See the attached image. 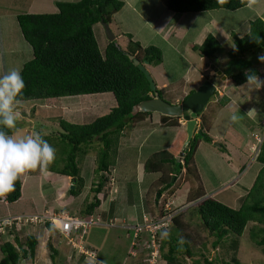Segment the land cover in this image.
Returning <instances> with one entry per match:
<instances>
[{
    "label": "rangeland",
    "instance_id": "obj_1",
    "mask_svg": "<svg viewBox=\"0 0 264 264\" xmlns=\"http://www.w3.org/2000/svg\"><path fill=\"white\" fill-rule=\"evenodd\" d=\"M124 1L125 6L118 14V21H113L109 25L117 36V42L125 50L129 48L130 38L129 33L124 34V32H130L133 35V40L141 42L144 46L155 45L162 50L163 63L161 65L145 66L153 76L157 88H163L164 83H167L168 86L184 78L188 79L187 82L185 80L183 89V95H185L186 92H190L195 87L196 82L198 86H202L206 82L200 78V71L210 61H212V65L216 64L223 68L228 76L232 74L233 70L239 71L242 67H256L261 72V75L257 77L264 85V61L260 60V56H264V50H258L252 56L249 54L248 58L231 59L230 55L235 47L232 33L235 32L237 35L243 36L249 31V21L257 17L264 19V0H254L251 7L246 6L235 11L221 9L185 14L170 11L167 8L166 0ZM30 4H32L31 8H29ZM20 8L25 9L22 11ZM57 10L55 0H0L1 75L6 74L11 69H18L22 66L21 64L31 59L32 54L26 42H24V48L18 49L17 45L23 44L21 32L19 40H11L14 35L13 30L19 27L12 15L19 12L54 13ZM94 32L100 49L104 52L109 42L104 25L96 24ZM208 34H212L221 43L222 48L219 50L218 58H202L201 53L194 49L193 45H201ZM12 57L15 60L12 61ZM187 68H189V72H186ZM226 75L217 74V78L214 80L219 83L220 87L205 108V110L215 108L216 112L219 110L209 130L213 141L201 142L202 144L196 154V163L199 166L209 196L235 208L241 203L247 188L252 186L261 168L256 160L258 156L256 154L264 139V86H260L256 82L251 84L247 82L241 86H235L225 78ZM183 95L178 96L176 102H180ZM114 106H116V101L112 93L67 96L47 99L43 102H18L15 108L20 113V118L15 127L14 136L22 138L29 134H50L60 127L58 122L60 118L69 122L90 123L98 116L109 113ZM212 115L214 116L215 112ZM233 116L236 117L235 121L232 119ZM153 118L159 120L160 115L155 114ZM198 121L199 128L200 117H198ZM179 122L182 125L179 128V135L185 136L181 145L183 148L187 137L186 120L180 117ZM122 134L118 147L114 148L118 149L116 168L111 169L108 176L109 181L104 191L98 195L102 203H119L122 201L125 203L128 189L132 191L133 203H139L140 192L144 191L142 196L145 198L147 189L151 188V194L158 198L161 207L154 211L152 198L149 200L148 203L151 205L145 213L146 217L150 219H159L160 209L165 212L167 209L184 210L190 207L192 204L186 203L190 183L187 182L184 174L181 178L177 177L180 181L173 194L165 191L158 197L157 186L160 185L155 182L164 181L166 183L171 181L169 166L166 163L164 170L161 169L155 173L146 171L145 161L155 153H158L156 159H165L167 156H172V153H178L176 157H180L181 148L178 147V151L175 152L172 148L179 144L175 136L178 139L180 136L176 134L175 130L169 127L143 125L138 128L135 126L126 128ZM173 139L175 140L172 141ZM100 146L102 147L101 143L97 141L79 163L81 177L84 180L80 194L74 196L70 193L75 182L71 177V180H66L68 183L65 182L62 185L63 181H60L59 175L47 172L46 169L41 175L38 170L36 174L39 176L29 175L27 172L23 175L21 198L10 204L4 201L3 203L0 202V221L19 215L43 216L56 210L57 212H69L79 216L77 214L87 206L85 202L94 199V192L91 189L99 177L96 168L97 151ZM56 153L55 157H59L55 159L54 165L61 162L60 157L63 158V155L61 156L63 151L59 148H57ZM62 189L63 191H61ZM108 206L111 212V204ZM123 207L127 208L126 203ZM97 215L100 216L98 217L100 221L89 226L87 233L83 236L84 244L96 247L98 249L97 256L102 262H106L105 264H122V262L124 264L128 258L125 264L127 262L132 264V258L128 257L131 255L128 246L130 248L135 230L130 232L119 220L114 221V225L104 224L105 218L101 214L97 213ZM141 221L142 216L134 224L141 223ZM28 223L23 221L21 224H16V227L19 229L24 225V228L29 229L32 225L26 226ZM33 231L40 239L34 264H88L81 255L77 254V251L72 250L69 239L58 231H51L44 226L36 227ZM198 231L204 238L208 239L206 231L203 229ZM0 233L5 232L0 230ZM9 239L10 237L4 235L0 239V248L1 244ZM141 241L143 240L138 239V242ZM49 242L58 250V254L54 257V263L50 257ZM145 242H147L146 239ZM144 248L147 249L145 245ZM138 250L141 252L140 249ZM143 253L146 256V252ZM216 253L218 254V261L226 260L225 251L218 252L213 248L209 252L210 259L215 258ZM137 257H133L134 259L137 258L136 264L145 262V257L139 258V255ZM239 257L242 264H264L263 254L248 240L246 232L241 238ZM2 258L3 253L0 249V260ZM198 258L200 257L188 258V264H194ZM160 264H165V260L162 259ZM197 264L205 263L202 260Z\"/></svg>",
    "mask_w": 264,
    "mask_h": 264
},
{
    "label": "trees",
    "instance_id": "obj_2",
    "mask_svg": "<svg viewBox=\"0 0 264 264\" xmlns=\"http://www.w3.org/2000/svg\"><path fill=\"white\" fill-rule=\"evenodd\" d=\"M248 2L249 0H166V5L172 12L185 14L221 9L235 11L248 6ZM124 5V0L57 1L58 10L54 13H22L17 16L24 42L28 44L32 53L31 59L21 64L20 67L25 89L18 97L19 102H43L47 99L67 96L104 93H112L116 101V106L109 113L98 116L90 123H75L60 118L59 128L50 134L41 135L56 151L57 148L63 151L61 154L63 158L60 157L59 164L54 165L55 159L59 157L57 156L52 162L46 164L43 170L75 179V187L70 189V193L74 196L80 194L84 186L79 167L80 161L97 141L102 145L97 151L96 172L99 177L91 189L94 192V199L85 202L87 206L77 214L80 217L93 215L101 205L102 200L98 195L104 191L111 169L116 168L118 149L114 148L118 147L126 128L149 125L169 127L177 133L182 127L179 117L159 114L160 119L155 120L153 118L155 114L152 112H139L135 115L132 113L134 106L155 95L150 82L139 66H159L163 63V52L158 46H143L139 41L133 40L132 34H128L130 38L128 49H123L117 39L108 40L104 52L100 49L94 26L99 23L102 25L112 23L115 15L122 10ZM232 37L235 47L230 53L231 59L248 58L249 54L252 56L258 50H264V19L257 17L249 21V31L245 35L239 36L233 32ZM220 48H222L221 43L212 34H208L201 45L194 46L202 57L207 58H218ZM125 51L134 55L140 61L139 65H136ZM248 67L250 68L242 67L238 69L239 71L233 70L230 77L228 76L229 80L231 79L235 86H241L248 82L250 75L253 77L261 75L258 68ZM213 78L216 79L217 75ZM206 79L210 80L209 77ZM184 84L185 79L183 78L166 87L157 88V92L165 101L176 104L179 103L176 102L178 96L184 93ZM192 93L194 91L183 95L180 102H184ZM213 112H215L214 116ZM217 112L215 108H209L199 113L198 117L201 120L199 129L202 134H195L184 151L183 162L177 161L178 153H172V156H167L165 159H156L158 153H155L145 161L146 171L154 173L161 169L164 170L166 163L169 166L171 181L155 182L160 185L157 186V191L161 195L165 191L173 194L180 181L177 177L181 178L183 174L190 183L186 203L192 205L184 210H173L175 212L172 217L173 226L163 229L162 232L167 231L168 235L166 237L161 235L159 238L161 256L166 264H188V258L197 256L200 258L196 259L194 264L202 260L205 264H242L239 254L241 238L245 232L248 240L264 256V139L256 158L261 168L252 186L247 188L239 206L233 208L210 197L196 163V153L202 141H213L209 130ZM5 131L9 135H14L15 128L5 129ZM176 137L179 144L172 147L174 152L178 151V147L181 148L185 139L184 135L179 139ZM181 150L183 151L182 148ZM38 170L43 172L38 168L28 173L33 175ZM22 177L17 181L15 190L5 197H0V202L10 204L21 198L24 179ZM128 190L126 201L133 204L132 191ZM145 194V209L147 210L151 205L148 202L152 198L154 211L159 210L161 203L157 205L158 198L151 194V188L147 189ZM114 204L111 205V213L114 211ZM165 212L160 209L159 217ZM28 225L32 226L26 229L23 225L18 229L17 225L13 224L12 227L6 228L5 233H0V239L4 235L10 237L8 241L1 244L3 258L0 264H34L40 245L39 237L33 233L34 228L44 226L51 231H57L53 222L49 220L42 223H28L26 226ZM88 229L89 227L80 228L75 233L76 239L87 233ZM199 229L207 232L208 239L199 233ZM84 245L90 247L88 244ZM48 246L54 263L58 250L51 242ZM90 248L98 252L96 247ZM211 248L218 252L225 251L226 260L218 261L217 253L215 258L210 259ZM144 251H141L139 258L145 257ZM128 257L132 258V264H136L138 257L136 259L131 255Z\"/></svg>",
    "mask_w": 264,
    "mask_h": 264
},
{
    "label": "clouds",
    "instance_id": "obj_3",
    "mask_svg": "<svg viewBox=\"0 0 264 264\" xmlns=\"http://www.w3.org/2000/svg\"><path fill=\"white\" fill-rule=\"evenodd\" d=\"M253 3L254 0H249L248 6L251 7ZM260 60L264 61V56H260ZM214 66L217 67L216 65ZM216 73L217 72L215 71V75H217ZM206 77H210V76L206 75ZM206 81L208 80L206 79ZM253 82L258 83L260 86H264L262 85V82L259 80L257 76L253 77L252 75H250L248 77V83L251 84ZM24 89H25V82L20 70L11 69L6 74L0 75V197H5L9 193L13 192L15 190L17 181L20 180V178L24 174L30 171H34L38 168L43 170L44 166L52 162L56 156V150L40 134H36V135L29 134L22 138H16L14 135H9L5 131V129L8 130L14 129L17 125V122L20 118V113L16 110L15 105L19 102L18 97L22 95ZM217 90H218V86L215 94L217 93ZM232 119L233 121H235L236 117L233 116ZM158 204L159 203H157V205ZM143 210L144 212L142 211L143 214H142L141 222H143L144 216H146L145 212L147 211L146 209ZM51 213H56V212H51ZM94 216L100 217L96 213H94ZM114 221L116 220L105 221L104 224L108 223L109 225H114ZM133 224L134 222L132 224L126 223L123 226H126L128 230L132 232L130 227ZM172 226H173V221H172V225H170L168 228ZM56 229L60 233L57 227ZM161 235L162 237H166L168 235V232L164 231L162 232ZM77 240H80V238ZM82 244L84 245L83 240H82ZM84 246L86 247V245ZM131 246H132V241L129 250H131ZM72 250L77 251L73 247ZM82 258L86 263L90 264L88 260L86 261L84 256H82ZM161 260H162V256H161Z\"/></svg>",
    "mask_w": 264,
    "mask_h": 264
},
{
    "label": "built area",
    "instance_id": "obj_4",
    "mask_svg": "<svg viewBox=\"0 0 264 264\" xmlns=\"http://www.w3.org/2000/svg\"><path fill=\"white\" fill-rule=\"evenodd\" d=\"M259 151L260 148L257 150L256 155H258ZM167 208H169V206H167ZM167 210V213L159 219L155 220L144 216L143 222L133 224L130 227L132 231L135 230L130 254L132 257H137L140 253L138 249L142 251L146 250L147 256L145 262L142 264H160L161 251L159 238L163 229H167L172 225V217L175 214L172 209ZM15 219H17V222H15ZM47 220L53 222L60 233L69 239L72 247L77 250L78 255L84 256L86 261L88 260L90 264H105L98 259L97 253L94 250L82 244L83 235L80 236V240H77L75 235L80 228L86 229L92 224L99 223V218L94 215L80 217L71 215L67 212L50 213L43 216L19 215L0 221V230L5 232L8 226L12 227L13 224H21L23 221L29 223H42ZM138 239H142L143 241L138 242ZM145 239L147 242H145ZM144 245L147 249L144 248Z\"/></svg>",
    "mask_w": 264,
    "mask_h": 264
},
{
    "label": "water",
    "instance_id": "obj_5",
    "mask_svg": "<svg viewBox=\"0 0 264 264\" xmlns=\"http://www.w3.org/2000/svg\"><path fill=\"white\" fill-rule=\"evenodd\" d=\"M103 25L107 31L109 40L115 41L117 37L113 33L110 25L108 23H103ZM125 53L134 60L136 65H139L140 61L135 58L134 55H131L126 51ZM139 67L146 75L148 81L150 82L151 89L155 92V95L153 98L142 101L134 106L132 113L135 115L139 112H152L171 117H183L186 120L187 137L183 144V151L177 159L178 162H183V156L185 154L184 151L187 149L195 134H202V131L198 129V115L199 113H202L209 104L211 98L216 92L217 86L212 81L208 80L197 91L192 93L184 102L176 104L169 103L165 101L157 92V85L149 70L144 65H140ZM213 68L219 75L222 74L217 67L214 66ZM73 187L74 185L72 188ZM160 196L161 194L159 193L158 197Z\"/></svg>",
    "mask_w": 264,
    "mask_h": 264
},
{
    "label": "crops",
    "instance_id": "obj_6",
    "mask_svg": "<svg viewBox=\"0 0 264 264\" xmlns=\"http://www.w3.org/2000/svg\"><path fill=\"white\" fill-rule=\"evenodd\" d=\"M32 1V0H31ZM54 1V0H53ZM57 1H62V0H55V4H56V2ZM125 2V1H124ZM125 6V5H124ZM32 7V4H30L29 5V8H31ZM20 9H22V11H24L23 9H25V8H20ZM123 9V8H122ZM121 12V11H120ZM20 13H23V12H19V13H15V14H13L12 16L13 17H15L14 19H15V21H16V23H18V21H17V16H18V14H20ZM118 14H119V12L115 15V17H114V22H116V21H118ZM18 29H19V27H18ZM18 29H15V30H13V37L11 38V40H19V36H20V30H18ZM124 32V31H123ZM127 33H129L130 34V32H124V34H127ZM117 37V36H116ZM174 37V36H173ZM21 38H22V40H23V44L21 45V46H19V45H17L19 48L18 49H20V48H24V39H23V36H22V33H21ZM141 43V42H140ZM192 44V43H191ZM143 45V44H142ZM196 45H199V44H196ZM144 46V45H143ZM193 46H195V44L193 45ZM202 58H205V57H202ZM206 59V58H205ZM13 60H15V58L14 57H12V61ZM11 61V62H12ZM210 61V60H209ZM189 65V64H188ZM216 65V64H215ZM211 66H212V68H211ZM217 66V65H216ZM21 67V66H20ZM20 67L18 68V70H20ZM214 65H212V61H210V63L209 64H207L203 69H202V71H200V78L202 79H204L205 81H206V75H209L210 77V81H212V82H214L217 86H218V88L220 87L218 84V82L216 83L214 80V78L213 77H215V74H214V72L216 71V70H214ZM218 67V66H217ZM0 68H1V66H0ZM207 68H208V70H207ZM220 70H221V72H222V74H227L224 70H223V68H221V67H218ZM2 69V68H1ZM1 69H0V71H1ZM186 72H189V68H187L186 69ZM216 74H218V73H216ZM0 75H1V73H0ZM3 75V74H2ZM185 75H186V73H185ZM226 79H228L229 80V78H228V74L226 75V77H225ZM186 80V82H187V80L188 79H185ZM223 81H225V80H223ZM229 82L230 83H232V81H231V79L229 80ZM203 83V82H202ZM233 84V83H232ZM234 85V84H233ZM167 86V83H164L163 85H162V87H166ZM201 87V85L200 86H198V83L196 82V84H195V87L191 90V91H197L199 88ZM190 91V92H191ZM190 92H186V94H188V93H190ZM155 114H157V113H155ZM185 130H186V127H185ZM179 133H180V130L176 133V134H178L179 135ZM174 141V140H173ZM202 144V143H201ZM201 144H200V146H201ZM172 146V145H171ZM200 146H199V148H200ZM199 148H198V150H199ZM198 150H197V152H198ZM197 154V153H196ZM43 172H44V170H43ZM43 172L41 173V174H43ZM47 172H50V173H52L51 171H47ZM39 173V174H40ZM54 173V172H53ZM39 174H36V172H34L33 173V175H38L39 176ZM40 174V175H41ZM56 174V173H55ZM57 175V174H56ZM59 175V174H58ZM59 178H60V181L62 182L63 181V183H62V185H64L65 184V182L66 183H68L67 181L68 180H71L70 179V177L69 176H62V175H59ZM57 179V178H56ZM67 180V181H66ZM63 187V186H62ZM61 189V188H60ZM22 190H23V188H22ZM61 191H63V189L61 190ZM107 192V191H106ZM105 192V193H106ZM140 192V191H139ZM139 192H138V194H139ZM142 194L144 195V191L142 192H140V202L139 203H133V204H130V203H127V201H125V203H126V206H127V208H124L123 207V205L125 204V203H122V202H119V203H115V208H114V211H113V213H111L110 212V209H109V206L108 205H112V203H101V205H100V207L95 211V213L97 214H101L104 218H105V221H111V220H119V221H122V223H123V225H125L126 223H133V222H136L141 216H142V214H143V212H144V210L143 209H145V203H144V198H143V196H142ZM146 195V194H145ZM108 207V208H107ZM143 211V212H142ZM54 212H57V210L56 211H54ZM69 213V212H68ZM10 214H14V213H10ZM71 214V213H70ZM6 215H8V214H6ZM1 217V216H0ZM116 240H118V239H116ZM132 241V240H131ZM131 244V243H130ZM89 245V244H88ZM130 248H129V246H128V250H129ZM128 250H127V253H128ZM121 258V257H120ZM127 261V260H126ZM125 261V262H126ZM125 262H124V264H125ZM106 263V262H105ZM122 264H123V262H122Z\"/></svg>",
    "mask_w": 264,
    "mask_h": 264
},
{
    "label": "flooded vegetation",
    "instance_id": "obj_7",
    "mask_svg": "<svg viewBox=\"0 0 264 264\" xmlns=\"http://www.w3.org/2000/svg\"><path fill=\"white\" fill-rule=\"evenodd\" d=\"M179 103H181V102H179Z\"/></svg>",
    "mask_w": 264,
    "mask_h": 264
}]
</instances>
